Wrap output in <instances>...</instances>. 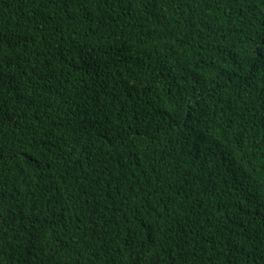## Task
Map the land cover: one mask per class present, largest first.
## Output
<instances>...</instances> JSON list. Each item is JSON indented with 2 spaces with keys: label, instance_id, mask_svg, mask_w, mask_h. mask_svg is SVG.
<instances>
[{
  "label": "trees",
  "instance_id": "16d2710c",
  "mask_svg": "<svg viewBox=\"0 0 264 264\" xmlns=\"http://www.w3.org/2000/svg\"><path fill=\"white\" fill-rule=\"evenodd\" d=\"M0 264H264V0H0Z\"/></svg>",
  "mask_w": 264,
  "mask_h": 264
}]
</instances>
